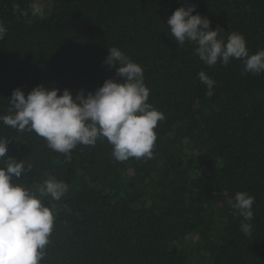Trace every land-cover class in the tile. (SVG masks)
<instances>
[{
	"label": "trees",
	"instance_id": "16d2710c",
	"mask_svg": "<svg viewBox=\"0 0 264 264\" xmlns=\"http://www.w3.org/2000/svg\"><path fill=\"white\" fill-rule=\"evenodd\" d=\"M32 3L0 0V115L16 88L75 97L122 82L104 63L117 47L143 68L148 102L165 117L152 157L126 161L103 137L69 159L0 122L7 156L24 160L18 183L55 214L41 264H264V73H245L239 59L208 67L167 25L195 4L193 14L225 37L239 32L254 54L264 49V0H40L39 15ZM201 71L215 81L212 95ZM50 175L69 185L59 200L39 191ZM239 191L255 197L250 235L232 207Z\"/></svg>",
	"mask_w": 264,
	"mask_h": 264
},
{
	"label": "clouds",
	"instance_id": "9594fccd",
	"mask_svg": "<svg viewBox=\"0 0 264 264\" xmlns=\"http://www.w3.org/2000/svg\"><path fill=\"white\" fill-rule=\"evenodd\" d=\"M196 5L176 8L167 18L171 36L178 47L193 44L194 53L208 67L218 62L228 65L232 59L244 64L245 73H264V49L252 54L239 32L212 29L210 20L195 12ZM33 15L42 14L40 0H33ZM7 28L0 21V40ZM104 63L114 69L122 82L108 78L102 86L85 95L79 90L75 97L68 89L37 85L27 95L13 89L7 114L0 122L17 131H34L44 138L50 149L70 159L77 144L94 145L106 138L117 161L129 158H151L156 141L155 129L164 114L148 102L150 90L144 82L143 68L119 48H108ZM198 77L212 95L215 84L204 71ZM59 92V94H58ZM7 138H0V264H41L53 232L55 214L40 198L22 183L24 160L7 156ZM30 167V165H29ZM69 185L49 176L39 189L42 196L59 200ZM235 214L242 217L241 231L250 235L255 197L247 192L235 193L231 202Z\"/></svg>",
	"mask_w": 264,
	"mask_h": 264
},
{
	"label": "rangeland",
	"instance_id": "374dc122",
	"mask_svg": "<svg viewBox=\"0 0 264 264\" xmlns=\"http://www.w3.org/2000/svg\"><path fill=\"white\" fill-rule=\"evenodd\" d=\"M190 244H193V242H190Z\"/></svg>",
	"mask_w": 264,
	"mask_h": 264
}]
</instances>
